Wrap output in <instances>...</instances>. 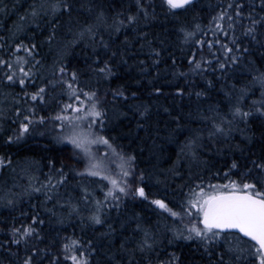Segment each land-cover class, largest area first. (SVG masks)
Segmentation results:
<instances>
[{
    "label": "trees",
    "instance_id": "obj_1",
    "mask_svg": "<svg viewBox=\"0 0 264 264\" xmlns=\"http://www.w3.org/2000/svg\"><path fill=\"white\" fill-rule=\"evenodd\" d=\"M49 2H53V0H3L0 7L5 10L0 12V36L5 37L4 42L12 43L7 30L14 29L20 16L29 11L31 4ZM72 2L75 4L72 18L69 19L67 15L60 18L57 37L51 45L46 43L50 26L44 25L43 22H41L40 29H36L35 25H32L27 32L20 36L25 40V43L33 39L38 43L40 55L37 59H40L43 65L39 67L35 78L37 84L29 85L28 91H34L36 86L43 83L41 77L50 78L54 62L60 59L61 53H64L61 63L69 71H78L82 84L88 85L85 90L98 89L102 99L104 93L108 92L106 98L108 102L105 105L108 110V119L105 121L106 128L102 134L114 137V143L118 146V150L136 156V170L143 171L145 174L142 186L145 187L149 199L143 201L141 198L133 199L131 196L125 198L119 211L112 209L107 213L105 223L102 225H94L88 220V216L91 214L90 205L89 208H85L83 202H81L83 220L75 215L69 217L59 205L54 208L57 215L52 216L46 211V208H52L56 200L63 203L68 196L74 198L81 196V191L77 187L79 178H73L74 174L69 169L82 170L84 162L79 155L75 154L70 145L57 142L55 137L58 129L54 130L51 122L46 123L49 125V129H46L43 135L38 134L39 136L36 138L26 136L19 143H6L7 137L13 135L18 128V123L8 121L5 125L7 128L0 131V156L9 157L12 164L2 171L0 185L9 177L13 180L23 178L24 176L21 177L18 173L19 170L21 171V166L27 161L37 164V187L46 184L50 176L53 177L54 183L58 176L57 170L62 166L69 176V182L59 186V195L51 201L45 200L42 189L39 193H33L31 197L26 199L23 197L14 208L0 207V245H2L0 247V264H19L20 257L24 255L23 251H20L19 257L11 255L8 251L9 248L12 252L17 251V246L9 243L11 227L14 222L17 227L21 223L25 225L30 223L29 218L37 212L40 218L45 221L40 226L44 239L37 243V247L47 249L50 254L60 255L62 264H71V261L63 259L61 252V242L66 236L81 241L93 240L99 249V253L93 257L95 264H116L117 261L120 264H128L129 260H132L133 264H149V261L151 264H158L159 261L167 260L171 253H176L180 257L181 264H206L207 258H202L203 250L198 247L197 242L168 243L171 234L166 232L164 225L169 224L170 220L161 216L159 210L151 205L150 201L164 198L179 200L177 186L193 181L197 184L201 182L226 183L223 174L228 172L233 159H237L243 164L249 155L255 158L264 154V118L258 115L253 116L247 127L244 124L239 125L243 134L238 130L233 132L232 137L227 141L216 143L210 141L207 136L210 123L198 118L200 114L211 116L210 107H218L221 113L228 114L232 105L236 103L241 88L247 87L248 89V94L241 103V107L245 111L252 107L253 101L261 99L259 85L251 84V76L246 71V65L252 61L257 67L264 70V48L257 44L250 45L247 39L241 37L243 46L250 48V54L246 55L236 71L230 72L226 78H221L219 72L208 71L203 75L190 73L187 79L184 77L177 79L173 77V73L176 71L189 72V54L198 52L199 49V46L194 42L195 39H213L210 31L211 28H214L213 18L221 12L234 15L233 9L228 8L229 4L242 3L244 5L243 24L247 25L249 12H253L257 16H264V11L260 8V0H197L194 10L186 12L177 10L176 16L168 11L163 0H141V4L148 11L147 19L137 7V0H72ZM99 11L104 12L108 25H112L117 19H123L125 26L119 33L110 34V29H108L100 32L94 42L79 40L68 47L69 42L76 39L79 31L93 23ZM130 15L138 17L135 25L127 24V17ZM49 18L45 17V19ZM197 25L208 35L203 36L201 31H197ZM226 25L227 18H225V27ZM181 28L189 32H196V36L185 43ZM241 31V22L237 20L236 35L240 36ZM143 33L147 35L144 36ZM100 36H103L104 42L109 44L108 49L100 46ZM126 39L129 41L127 45L124 43ZM148 41H151V46ZM153 47L161 51L158 65L153 64L151 52ZM113 51L117 53V56L111 57ZM204 52L207 54V48L204 49ZM20 54L23 55V53ZM0 55L8 58L7 50L0 51ZM121 55L127 60V63L121 61ZM97 56L101 60H109L113 64L115 74L108 81L99 79L91 71V68L96 67L93 60ZM173 59L176 61L175 65L172 63ZM141 61L144 63L141 64ZM142 68L146 70L141 71ZM5 70L0 69V107H7L8 115L12 117L13 121H16L22 117L13 116L12 97L18 99L23 95V92L19 86H4L2 81ZM208 80L213 81V86L208 85ZM149 81L152 83L150 84ZM168 81H172V83H168ZM153 84L161 85L165 94L162 96L153 95ZM177 84L186 90V94L182 98L176 97L174 94ZM233 84L236 85L235 89L232 87ZM120 87L125 89L128 99H118L113 107V104L110 103L112 101L111 90ZM133 92L137 93L136 97L131 95ZM188 92H191L192 95H187ZM195 92H203L205 95L197 97ZM226 93L231 95H226ZM61 99L68 102L67 97H61ZM139 105L149 107L150 114L147 120H141L136 113V107ZM22 107L26 108L24 105ZM42 108H47L44 113H41L45 117L54 116L59 111L55 102L51 107ZM165 108H168L169 111L166 112ZM39 110L40 108H37V112ZM120 113H126V115L121 116ZM176 117H179V121L175 119ZM177 123H179V127H177ZM139 124L144 126L139 127ZM198 131L203 135L204 146L199 150L198 161H193L189 156L181 153V148ZM244 136H251V142H246ZM237 145L244 149L243 153L237 150ZM93 151L102 157L106 150L103 146H93ZM105 163L112 175L119 178L121 161L116 157H110ZM174 167L179 175H174L170 171ZM217 173L220 175H216ZM232 178L238 179L239 177ZM85 183L88 184L89 181H85ZM6 185L10 188V181ZM89 191L96 199L103 200L107 188L101 189L95 183H91ZM184 192H187V187L184 188ZM134 217H139L144 227L151 228L159 235L162 242L156 246L153 252L136 251L130 255L129 252L120 248L121 243L127 241L125 248L131 250L136 247L135 241L141 238V234L134 231L137 224ZM60 218L64 219L63 224L58 222ZM108 224H111L115 231L110 238H101L100 234L108 230ZM109 257L113 259L110 260ZM45 264H47V260H45Z\"/></svg>",
    "mask_w": 264,
    "mask_h": 264
},
{
    "label": "snow or ice",
    "instance_id": "obj_2",
    "mask_svg": "<svg viewBox=\"0 0 264 264\" xmlns=\"http://www.w3.org/2000/svg\"><path fill=\"white\" fill-rule=\"evenodd\" d=\"M163 2L173 16L178 14L177 10L186 12L194 10L196 6V0H163ZM2 3L3 0H0V4ZM137 7L147 19L148 11L141 4V0H137ZM228 8L233 9L234 15L221 12L213 18L214 28L210 29L213 39H195L194 42L199 46V49L198 52L189 54V72L176 71L173 73L174 78L184 77L187 79L190 73L203 75L208 71L219 72L221 78L228 77L230 72L236 71L246 55L250 54V48L243 46L241 37L247 39L250 45L257 44L264 48V16H257L253 12H249L247 15L248 24L244 25V5L242 3L229 4ZM260 8L264 11V0H260ZM4 10L3 7H0V12ZM74 10L75 4L72 0L33 3L30 5L29 11L20 16L14 29L7 30L12 43L7 44L4 42L5 37L0 36V51L7 50L8 52V58L0 55V69H6L3 72L2 82L5 87L19 86L23 92V95L18 99L12 97L13 114L17 118L22 117V119L13 121L18 123V128L13 135L7 137L6 143H19L26 136H31L34 133L43 135L44 133L39 131L40 126L51 122L53 129H58L55 137L57 142L70 145L75 154L83 160L84 167L82 170L69 169L74 174L73 178H79L77 187L81 191V196L79 198L68 196L63 203L56 200L53 207L46 208V211L52 216H56L54 208L59 205L69 217L75 215L83 220L81 216L83 211L81 202H83L85 208H89L90 205L91 214L88 216V220L94 225H102L105 223L107 213L112 209L119 211L125 198L131 196L133 199L141 198L143 201L149 199L145 187L142 186L145 174L143 171L136 170L135 155L125 154L118 150V146L114 143L115 138L102 134L106 128L105 121L108 119V110L105 106L108 102L106 99L108 92L104 93L102 99L98 89L85 90L88 85L82 84L78 71H69L61 63L64 53H61L60 59L54 62L50 78L41 77L43 83L36 86L34 91H28V86L35 84L39 67L43 65L41 60L37 59L40 55L38 43L34 39L25 43V40L20 38L32 25H35L36 29H40L41 22H43L44 25L50 26L46 43L51 45L56 40L60 18L67 15L71 19ZM45 17L50 18L45 19ZM225 18H227L226 27ZM137 20V16L130 15L127 17V24L135 25ZM237 20L242 25L240 36L236 35ZM124 26L125 20L123 19H117L112 25H108L104 12L99 11L93 23L79 31L76 39L69 42L67 46L70 47L85 37L94 42L102 29H110V34L119 33ZM196 29L201 31L203 36L208 35L207 32L200 29L199 25L196 26ZM180 31L184 33L185 43L196 36V32H189L183 28ZM142 35L146 36L147 34L143 33ZM124 43L127 45L129 41L126 39ZM148 43L151 46V41ZM161 43L163 42L161 41ZM100 46L104 49L109 48V44L104 42L103 36H100ZM205 48H207V54L204 52ZM151 52L153 64L158 65L161 51L153 47ZM115 56L117 53L111 52V57ZM121 61L127 63L123 55H121ZM140 63L143 64L144 61ZM172 63L176 64L175 59ZM93 64L96 67L91 68V71L99 79L108 81L115 74L113 64L109 60H101L97 56L93 60ZM145 70L141 69V71ZM246 71L251 76V84L259 85L261 99L253 101L252 107L245 111L241 107L244 97L248 94V89L245 87L239 89L236 103L232 105L228 114L221 113L218 107H210L211 116L200 114L198 117L200 120L210 123L207 136L213 143L227 141L232 137L233 132L238 130L243 134L239 125L244 124L247 127L253 116L258 115L264 118V70L249 61ZM149 83L152 82L149 81ZM168 83H172V81H168ZM207 83L210 87L213 86V81L208 80ZM232 87L235 89L236 85L233 84ZM152 94L162 96L165 94L164 88L161 85L153 84ZM174 94L176 97L182 98L186 94V90L177 84ZM131 95L136 97L137 93L133 92ZM187 95L190 96L192 93L188 92ZM195 95L201 97L205 93L195 92ZM226 95L231 94L226 93ZM61 97H67L68 102H65ZM111 97L110 103L113 104V107L118 99H128L123 87L111 90ZM51 102L56 103L59 111L51 117L38 115L37 108L47 107ZM164 110L169 111L168 108ZM136 113L141 120H147L150 110L147 105H139L136 107ZM120 115L124 116L126 113H120ZM4 118V108L0 107V120ZM175 119L179 121V117ZM138 126L143 127L144 125L139 124ZM179 126L177 123V127ZM244 140L250 143L252 137L244 136ZM93 146H103L106 151L102 157L93 151ZM203 146V135L198 131L187 140L181 148V153L189 156L193 161H198L199 150ZM226 146L231 147L230 145ZM236 148L241 153L244 152V149L239 145ZM110 157H116L121 161L119 178L112 175L105 163ZM204 163L206 164V162ZM11 164L12 161L9 157L0 156V171ZM170 171L174 175H179L175 167ZM57 172L58 176L54 183L53 177L50 176L47 183L40 187L30 185V190H26V194L31 196L43 189L45 200H53L59 195V186L69 182V176L65 173L63 166ZM216 175H220V173ZM234 176L239 178H232ZM223 178L227 181L226 183L201 182L197 184L193 181L179 185L177 186L179 200L164 198L150 201V204L159 210L161 216L170 220L169 224L164 225L166 232L171 234L168 243L197 242L198 247L203 250L202 258H207L206 264H264V154L255 158L249 155L243 164L237 159H233L228 172L223 174ZM85 181H89V183L86 184ZM91 183H95L101 189L107 188L103 200L96 199L89 191ZM185 187H187V192H184ZM16 203L17 197L10 190L0 195V207L14 208ZM134 218L137 220L134 231L139 232L141 238L135 241L136 247L131 250L125 248L127 241L121 243L120 248L129 252L130 255L136 251L153 252L156 246L162 242L159 235L151 228L144 227L139 217ZM29 219L31 222L26 225L21 223L17 227L15 222L13 223L9 243L16 245L17 251L12 252L9 248L10 254L19 257L20 251H23L24 255L20 257L19 264H45V260H47V264H62L60 255L50 254L47 249L37 247V243L44 239L40 226L45 221L40 218L38 212ZM58 222L63 224L64 219L60 218ZM107 229L100 234L101 238H110L115 231L111 224L107 225ZM61 252L63 259L71 261V264H95L93 257L99 253V249L91 239L81 241L66 236L61 242ZM109 259L113 258L109 257ZM116 264H120V262L117 261ZM128 264H133V261L129 260ZM149 264H151L150 261ZM158 264H181V260L176 253H171L167 260L159 261Z\"/></svg>",
    "mask_w": 264,
    "mask_h": 264
},
{
    "label": "rangeland",
    "instance_id": "obj_3",
    "mask_svg": "<svg viewBox=\"0 0 264 264\" xmlns=\"http://www.w3.org/2000/svg\"><path fill=\"white\" fill-rule=\"evenodd\" d=\"M104 31H105L104 29L101 30V32H104ZM80 41L88 42L90 40L88 38H84ZM36 84H37V82L35 81L34 85H36ZM53 103L54 102H51L48 107H51L53 105ZM2 108H4V117L5 118L0 120V129H2V130H0L1 132L7 128V127H5V125L8 121L13 122L12 117L8 115V110H7L8 108L5 106H2ZM46 110H47V108H40V110L38 111V115H42L41 113H44ZM13 116H15V115H13ZM46 129H49V125L40 126L39 131L44 132ZM38 136H39L38 133H34L30 137L36 138ZM36 169H37V164H35L32 161H27L26 164H23L21 166V171L19 170V173H18V175H21V177L23 175L24 177L20 178L19 180H17V179L13 180L11 177H9L7 179V181L5 180V182L2 185H0V195H2L5 191L10 190L17 197V203L16 204L20 203V201L22 200L23 197L26 199L28 197L33 196V194L31 196L27 195L26 190H30V185L37 187V185H36V178H37ZM1 174H2V171H0V177H1ZM12 180H13V182H12ZM9 181L11 184L10 188H8L6 185V183ZM14 187H15V190H13Z\"/></svg>",
    "mask_w": 264,
    "mask_h": 264
},
{
    "label": "water",
    "instance_id": "obj_4",
    "mask_svg": "<svg viewBox=\"0 0 264 264\" xmlns=\"http://www.w3.org/2000/svg\"><path fill=\"white\" fill-rule=\"evenodd\" d=\"M197 1V0H196Z\"/></svg>",
    "mask_w": 264,
    "mask_h": 264
}]
</instances>
